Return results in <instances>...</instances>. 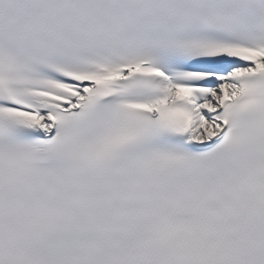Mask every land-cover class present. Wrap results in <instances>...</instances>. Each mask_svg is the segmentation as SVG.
Here are the masks:
<instances>
[{
    "label": "snow or ice",
    "instance_id": "obj_1",
    "mask_svg": "<svg viewBox=\"0 0 264 264\" xmlns=\"http://www.w3.org/2000/svg\"><path fill=\"white\" fill-rule=\"evenodd\" d=\"M0 264H264V0H0Z\"/></svg>",
    "mask_w": 264,
    "mask_h": 264
}]
</instances>
